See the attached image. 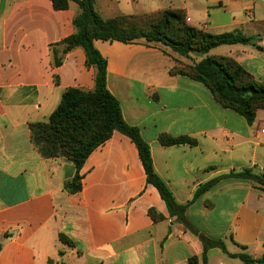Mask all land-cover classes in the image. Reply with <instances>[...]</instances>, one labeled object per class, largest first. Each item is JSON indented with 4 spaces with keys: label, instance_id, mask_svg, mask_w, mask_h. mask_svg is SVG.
I'll return each instance as SVG.
<instances>
[{
    "label": "crops",
    "instance_id": "crops-1",
    "mask_svg": "<svg viewBox=\"0 0 264 264\" xmlns=\"http://www.w3.org/2000/svg\"><path fill=\"white\" fill-rule=\"evenodd\" d=\"M176 3L167 9L184 10L195 28L240 32L253 41L215 48L200 62L231 58L264 82L263 0ZM96 11L104 20L142 15L118 14L115 0H96ZM79 13L74 2L56 11L49 0H0V264H190L192 258L204 264V239L226 249H209L207 264H237L230 256L241 253L261 258L264 193L235 176L264 174V110L249 124L222 107L204 85L171 73L185 58L159 43L96 41L95 47L108 62L107 88L124 121L139 129L156 174L187 206L185 222L170 214L147 182L136 145L119 132L86 161L81 192L65 190L74 164L44 159L30 124L47 121L67 89L95 87L81 48L52 66L51 45L75 33ZM164 134L192 143L163 146ZM150 210L163 219L155 221Z\"/></svg>",
    "mask_w": 264,
    "mask_h": 264
},
{
    "label": "trees",
    "instance_id": "trees-1",
    "mask_svg": "<svg viewBox=\"0 0 264 264\" xmlns=\"http://www.w3.org/2000/svg\"><path fill=\"white\" fill-rule=\"evenodd\" d=\"M49 1L56 11L69 10L72 2L80 10L73 21L75 33L50 47L53 68L61 67L69 53L81 48L86 56V67L95 70V87L92 91L67 89L47 121L30 124L31 141L35 149L44 159L64 158L74 164L76 174L65 184V190L74 195L82 190L80 173L90 155L110 140L115 132H119L136 145L147 182L157 189L170 214L185 222L187 206L177 204L167 185L156 174L149 145L143 140L139 129L126 124L118 100L108 90V62L96 49L95 42L130 45L143 40L149 44L159 43L176 55L189 59L192 53L209 54L213 49L225 45H248L253 43L252 39L240 32L214 35L195 28L187 23L186 13L181 9L104 20L96 11V0ZM171 73L201 83L222 107L243 116L249 124L254 123L259 110H264V82L257 81L231 58L208 56L192 66L177 65ZM159 142L170 147L191 144L192 140L164 134L159 137ZM235 177L252 182L256 190L264 193V174L256 175L246 170ZM216 183L210 182L197 196ZM149 214L155 221L163 219L154 210H150ZM61 239L65 241L63 237ZM203 244L204 264H207L209 249L220 248L226 252L222 243L204 239ZM230 257L239 259L243 264H264V255L258 259L247 253ZM190 264H199L198 259H190Z\"/></svg>",
    "mask_w": 264,
    "mask_h": 264
},
{
    "label": "rangeland",
    "instance_id": "rangeland-1",
    "mask_svg": "<svg viewBox=\"0 0 264 264\" xmlns=\"http://www.w3.org/2000/svg\"><path fill=\"white\" fill-rule=\"evenodd\" d=\"M118 1H119V4H118ZM118 1L115 0V5L117 6L118 14L132 13V12H136L137 14H144V13L156 12L160 9H167L171 6H177V3H176L177 0H136V1L129 2V3L127 0H118ZM169 50L171 51V49ZM201 58H202V54L192 53L190 54L189 59L186 60L185 58L184 62L178 61L179 62L178 66L183 67V66H192L194 64H198L200 63L199 60ZM236 263L243 264L239 260Z\"/></svg>",
    "mask_w": 264,
    "mask_h": 264
},
{
    "label": "built area",
    "instance_id": "built-area-1",
    "mask_svg": "<svg viewBox=\"0 0 264 264\" xmlns=\"http://www.w3.org/2000/svg\"><path fill=\"white\" fill-rule=\"evenodd\" d=\"M264 133V131H262Z\"/></svg>",
    "mask_w": 264,
    "mask_h": 264
}]
</instances>
